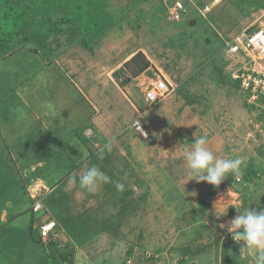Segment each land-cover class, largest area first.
I'll return each mask as SVG.
<instances>
[{"label": "rangeland", "instance_id": "rangeland-1", "mask_svg": "<svg viewBox=\"0 0 264 264\" xmlns=\"http://www.w3.org/2000/svg\"><path fill=\"white\" fill-rule=\"evenodd\" d=\"M1 1L0 12L8 13L12 24L11 42L0 51L1 72L11 66L20 78L28 65L32 75L48 73L54 85L47 103L57 117L44 112L54 142L35 138L22 144L35 149L25 162L38 169L45 150L38 172L50 174L61 170L68 153L80 158L72 172L58 176L60 183L23 186V194L40 199L46 213L24 207V225L31 220V230H37L49 217L57 223L56 240L38 244L52 245L58 253L68 245L66 252L72 251L79 264L127 259L130 264H254V252L241 256L239 247L235 252L227 227L243 209L264 208V130L257 125L258 108L230 83L232 60L222 50L223 38L264 25V0H219L206 18L200 10L214 0H182L179 20L167 15L174 0ZM13 9L23 15L12 14ZM162 74L173 91L150 104L144 89ZM14 102H8L10 110L24 114ZM139 116L147 138L133 129ZM194 133L207 137L217 158L242 160L239 181L225 178L217 187L191 180L184 151ZM4 161L10 173L12 168L23 172L21 161ZM85 165L98 166L113 183L95 193L70 183ZM249 170L256 175L245 181ZM116 181L125 185L123 192ZM0 217H6L1 204ZM27 231L0 224V264H21Z\"/></svg>", "mask_w": 264, "mask_h": 264}, {"label": "crops", "instance_id": "crops-1", "mask_svg": "<svg viewBox=\"0 0 264 264\" xmlns=\"http://www.w3.org/2000/svg\"><path fill=\"white\" fill-rule=\"evenodd\" d=\"M13 61L14 60L11 62L13 63ZM8 65L9 64H6L5 67H8ZM2 66L3 65H0V204L6 217L5 220L0 217V224H7L8 227L13 225L14 227L19 226L20 228H27V233H22L27 248L26 251H24L26 253L22 255L24 258L22 262H20L21 264H60L61 260L59 258V253L56 249L52 248V245L43 247V245L36 243L35 240L38 238V235H36L37 230H31V220L29 221V226L24 225L25 222H23V220L26 218L24 207H29V201L27 195L23 194L22 190L26 184L38 183L42 187H45L44 185L49 186L52 181L53 183L59 182L62 177L59 179L58 176H61V174L64 176L66 173L72 172L80 163V158H78L79 156L77 157L68 153L66 161L62 162L64 165L61 170L58 173H54L53 171V173L50 174H42L43 171H41V174L38 172L40 168H44L42 161H46L47 158V156L44 155L45 150H42L43 153L40 152L43 156L40 159L41 161H39L38 169L32 166L33 162H25L26 159L29 158L28 156H30L29 152H35V149L24 147L22 144L29 141L26 145H30V141L35 138L39 143H42L43 140L44 142L48 141L52 143V139L54 138V130L51 129L48 113H46V115L44 114L47 109H52L51 104L49 105L47 101H49V92L50 90L53 91L54 85L48 73L44 71L42 73L34 72L32 75L33 69L28 65H26L25 68L29 70V72L23 74H30L32 77L30 75L26 77L25 75L20 78L16 77L17 71L11 66L4 72H1ZM1 73L4 74L1 75ZM13 79H16L15 83H11ZM7 101L10 103L15 101L14 104H12L14 107L18 105L22 106L24 108V114H15V112H12L10 110L11 105L8 104ZM25 109L27 114H25ZM35 110L38 112L34 113ZM39 115H42L40 117L42 121L38 120ZM34 126L37 127L36 130L33 128ZM71 136L75 139V146L79 144L77 135L71 133ZM55 137L57 138V136ZM4 159L21 161L18 165L19 167H24L22 169L23 172L19 169L12 168V172L10 173ZM16 170H18L17 173L15 172ZM16 177V183H20L19 186L15 183ZM21 208L23 211H16V209ZM29 210L32 212L30 208ZM31 219L33 220V218ZM52 249L54 250L52 251ZM72 264H79V259H77V257L74 258Z\"/></svg>", "mask_w": 264, "mask_h": 264}, {"label": "built area", "instance_id": "built-area-1", "mask_svg": "<svg viewBox=\"0 0 264 264\" xmlns=\"http://www.w3.org/2000/svg\"><path fill=\"white\" fill-rule=\"evenodd\" d=\"M173 2L172 10L169 11L168 8L167 15L179 20L184 16L185 5L182 0H174ZM218 3L219 0H214L205 4L200 10L202 15L205 17ZM223 40L225 44L222 50L223 56L227 60H232L230 70H227L229 79L232 82H237V87L244 94L246 103L258 108L260 120L257 125L264 130V25H259L256 28L249 25L230 39L223 38ZM172 91V83L166 75L162 74L146 87L143 93L145 101L153 104L159 102ZM132 126L141 138L148 137V131L140 116L133 121ZM235 180L239 181L240 179L235 178ZM31 209L34 214H46L40 199L32 200ZM56 229V221L49 217L37 226L38 239L45 242L55 241L58 237L55 233ZM130 262L127 259L124 264H130Z\"/></svg>", "mask_w": 264, "mask_h": 264}, {"label": "clouds", "instance_id": "clouds-1", "mask_svg": "<svg viewBox=\"0 0 264 264\" xmlns=\"http://www.w3.org/2000/svg\"><path fill=\"white\" fill-rule=\"evenodd\" d=\"M49 112L53 118L57 117L55 110L49 108ZM194 137V142L184 151L191 180H196L198 183L207 182L218 187L228 176L236 178L242 176L243 162L240 158H217L207 147L206 136H197L194 133ZM83 156L87 158L86 151ZM77 182L80 189L87 193H95L102 184L113 183L111 178L96 165H85L78 178L75 176L70 178V183ZM114 184L118 192L125 190L123 183L116 181ZM220 211L223 213L224 209L221 208ZM227 231L231 234L233 241L240 245L241 256L254 252V264H264V208L259 211L251 208L243 209L229 222Z\"/></svg>", "mask_w": 264, "mask_h": 264}, {"label": "trees", "instance_id": "trees-1", "mask_svg": "<svg viewBox=\"0 0 264 264\" xmlns=\"http://www.w3.org/2000/svg\"><path fill=\"white\" fill-rule=\"evenodd\" d=\"M2 1L0 0V5L2 6V3H1ZM1 6H0V10L1 11H3V8H1ZM9 7V6H8ZM11 10V8H7L6 7V10ZM12 14H14V15H17V16H21V15H23V14H21L19 11H16V10H12ZM9 19V15H8V13H3V12H0V51H1V49H3V48H6V46H7V44L9 43V42H11V39H10V37H9V35H10V33H9V31H10V28H12V24L11 23H9L8 20ZM20 28H23L22 26V23H20ZM14 27V26H13ZM8 36V37H7ZM1 54V53H0ZM140 54L141 53H137L134 57H133V59H135V58H137V56H140ZM1 56V55H0ZM4 57V56H3ZM146 63H147V61H146ZM146 68V66H145V64L143 65V67L141 68V69H145ZM228 79H229V77H228ZM229 81H230V83L232 84V85H236L237 86V82H232L230 79H229ZM235 86V87H236ZM253 175H256V172L255 171H246L245 173H244V175H243V179L245 180V181H250V179H251V177L253 176ZM225 181H227V182H231V183H234L236 180H235V177H232V176H229V177H227V179L225 180ZM225 181H223V182H225ZM28 205H31L32 204V201L31 200H29L28 199ZM30 207V206H29ZM36 241V243H40V241H39V239H36L35 240ZM230 242L234 245V250H235V252L237 253V252H239L238 250H237V247H239L240 248V245H237L234 241H232V239H230ZM236 246V247H235ZM63 248H65V249H62V250H60L59 251V255H60V259L62 260V261H64L65 263L68 261V263L69 262H73V260H74V255H73V253H72V251L69 253V252H66L67 251V249L66 248H68V245H64V247ZM251 260V259H250ZM248 262H249V260H248Z\"/></svg>", "mask_w": 264, "mask_h": 264}]
</instances>
